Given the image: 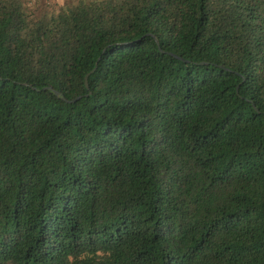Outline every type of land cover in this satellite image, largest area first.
<instances>
[{
    "label": "trees",
    "instance_id": "trees-1",
    "mask_svg": "<svg viewBox=\"0 0 264 264\" xmlns=\"http://www.w3.org/2000/svg\"><path fill=\"white\" fill-rule=\"evenodd\" d=\"M0 264H264V0H0Z\"/></svg>",
    "mask_w": 264,
    "mask_h": 264
},
{
    "label": "rangeland",
    "instance_id": "rangeland-1",
    "mask_svg": "<svg viewBox=\"0 0 264 264\" xmlns=\"http://www.w3.org/2000/svg\"><path fill=\"white\" fill-rule=\"evenodd\" d=\"M64 0H28V5L31 10H41L44 7H54L57 5H61Z\"/></svg>",
    "mask_w": 264,
    "mask_h": 264
},
{
    "label": "water",
    "instance_id": "water-1",
    "mask_svg": "<svg viewBox=\"0 0 264 264\" xmlns=\"http://www.w3.org/2000/svg\"><path fill=\"white\" fill-rule=\"evenodd\" d=\"M100 58L97 59V62H95L94 66L88 71L86 72L85 76H84V82L87 88H89V84H88V76L91 72H93L96 68H97V64ZM57 93V92H56Z\"/></svg>",
    "mask_w": 264,
    "mask_h": 264
}]
</instances>
